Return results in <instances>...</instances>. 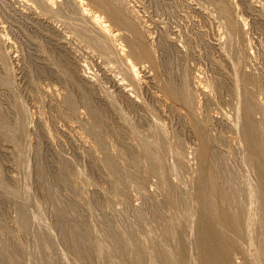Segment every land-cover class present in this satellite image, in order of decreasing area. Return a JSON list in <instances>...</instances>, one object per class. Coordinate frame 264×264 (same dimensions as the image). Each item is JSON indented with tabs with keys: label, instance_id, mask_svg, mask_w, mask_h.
I'll return each mask as SVG.
<instances>
[{
	"label": "rangeland",
	"instance_id": "rangeland-1",
	"mask_svg": "<svg viewBox=\"0 0 264 264\" xmlns=\"http://www.w3.org/2000/svg\"><path fill=\"white\" fill-rule=\"evenodd\" d=\"M43 1L0 0V249L18 264L43 263L45 237L55 264H107L95 242L105 246L109 236L130 228L134 242L148 246L149 257L139 264H199L193 245L209 215L197 191L209 179L222 188L247 187L243 240L234 239L218 264H264V198L252 191L263 181L240 124L249 94L264 139V0H114L111 6L134 19L149 61L125 56V42L111 39L121 60H109L93 42L98 32L70 0ZM219 1L232 8L233 33L224 29ZM84 4L111 21L104 7ZM132 67L136 83L124 74ZM168 84L193 93L191 109L164 95ZM154 126L165 131L160 144L173 148L160 146L168 153L163 182L139 154L144 140L156 139ZM8 137L13 144L18 138L15 146ZM176 149L178 163L170 156ZM107 158L120 165L118 183ZM134 163L138 179L130 175ZM68 236L84 250L81 243L78 252L72 249Z\"/></svg>",
	"mask_w": 264,
	"mask_h": 264
},
{
	"label": "bare ground",
	"instance_id": "bare-ground-1",
	"mask_svg": "<svg viewBox=\"0 0 264 264\" xmlns=\"http://www.w3.org/2000/svg\"><path fill=\"white\" fill-rule=\"evenodd\" d=\"M41 1H43V0H41ZM46 1V3L48 4V2H47V0H45ZM45 1H43V2H45ZM49 1H51L52 2V4L53 5H57V2H58V0H49ZM84 1H86V0H70V5L71 4H73V6H75L78 10H77V14H79V16H80V18L82 19V22H88V24L91 26V28H93L95 31H97L98 32V35H99V39L98 40H93V42H95V44L99 47V48H101V49H104V52L107 54L105 57H108V59L110 60V56L112 55V56H114V57H117L119 60H121V58L117 55V53L115 54V52L113 51H111L112 50V48L110 47V42H109V40L111 39L112 41H116V40H121V41H124L125 42V44L127 45L126 46V48H128V50L129 51H127V52H125V51H123V49H122V53H125L126 55L125 56H127V54H128V56H130V57H132V58H136V59H142V60H145V59H147L148 61H149V57L150 56H152L150 53V48H149V50H148V48L146 47V45H144V41L142 40V37H143V35L142 34H140V32H139V28H137L136 27V25L134 24L135 22L133 21L134 19H130L129 17H127L128 15H125L123 12H122V10L117 6V7H113V6H111V2H114V0H88V2H90V6H94V4L96 5V6H98V7H104L105 9H106V13H107V15L109 16V18H110V20L111 21H107V20H105L104 19V17H99V15H96V14H92L91 13V7L90 8H88V9H83V6L85 5L84 4ZM263 2V1H262ZM87 3V2H86ZM218 3V2H217ZM259 3V2H258ZM219 4H220V1H219ZM218 4V5H219ZM262 4V3H261ZM264 4V3H263ZM52 5V6H53ZM58 6V5H57ZM61 6V5H60ZM69 5L67 4V7H68ZM229 6V5H228ZM263 6V5H262ZM62 7V6H61ZM85 7V6H84ZM231 7V6H230ZM258 7V6H257ZM68 9V8H67ZM71 9V8H70ZM231 10H232V8H231ZM231 10H230V8L228 9L226 6H224V5H219V12L221 11V18L224 20V24H226V27L224 26V29L226 28L227 29V31H229V33L228 34H230V32H232L233 33V30H234V27H235V25L232 23V12H231ZM129 13V12H128ZM129 15H130V13H129ZM135 20H137V18L135 19ZM79 22V21H78ZM137 22H138V20H137ZM238 22V21H237ZM79 23H81V22H79ZM75 24V23H74ZM81 25V24H80ZM115 26V27H118V28H120V30H116V31H113V26ZM137 25H138V23H137ZM236 25H238V24H236ZM240 25H241V23H240ZM75 26V25H74ZM80 26L78 25V28H79ZM82 27V26H81ZM141 27V26H140ZM145 27V26H144ZM143 27V28H144ZM148 27V26H147ZM238 27H239V25H238ZM76 29V31L78 32V33H81V31H83L84 32V28H82V30L79 32L78 30H77V27H75ZM142 28V27H141ZM236 28H237V26H236ZM235 28V29H236ZM122 30H123V32L124 31H126V34L124 35H122L121 33H122ZM238 30H239V28H238ZM237 30V32H239ZM226 31V30H225ZM235 31V30H234ZM242 31V30H241ZM121 32V33H120ZM143 32H145V31H143ZM148 32V31H147ZM226 33V32H225ZM241 33V32H240ZM227 34V37H228V39H232L233 37H230L229 38V35ZM236 34V33H235ZM238 34V33H237ZM142 35V36H141ZM239 35V34H238ZM237 35V36H238ZM231 36V35H230ZM233 36H234V34H233ZM235 39H236V37H234ZM230 39V40H231ZM1 40V39H0ZM236 41V40H235ZM244 41V40H243ZM113 43V42H112ZM116 43V42H115ZM113 47H114V45H113ZM230 47V46H229ZM232 47V46H231ZM238 47V46H237ZM228 48V47H227ZM113 49H115V48H113ZM111 51V53H110V51ZM121 50V49H120ZM233 50V49H232ZM242 53V52H241ZM123 55V54H122ZM121 55V56H122ZM233 58V57H232ZM242 58V57H241ZM107 59V60H108ZM122 59H123V57H122ZM108 60V61H109ZM152 59H150V61H151ZM129 62V61H128ZM123 63V62H122ZM136 65V64H135ZM133 66V65H132ZM137 66V65H136ZM136 66H134V68L136 67ZM125 67H127V66H125ZM129 68V67H128ZM133 68V67H132ZM131 69V71L130 70H128V69H126V68H124L123 70H124V74H125V77L130 81V82H134V83H136V80H137V77H136V74H135V72H134V74H133V70H135V69ZM184 77V76H183ZM125 78V79H126ZM146 78V77H145ZM183 80H185V79H183ZM184 83V82H183ZM182 83V84H183ZM181 84V87L182 86H184V85H182ZM186 84V83H185ZM169 85V84H168ZM171 85V84H170ZM167 86V85H165V87L163 88V93H164V95H166V97H168V98H170V99H172V100H174L173 102L175 103V101H179V103L182 101V105H184V106H186V107H190V109H191V107H192V105L194 104V96L192 97V95H193V93H190L188 90V93L186 92V93H183V91L184 90H186V88L182 91V92H180V90L179 91H177L176 89L177 88H175V86H173V84H172V86ZM175 85V84H174ZM188 85V84H187ZM186 85V87L188 88V86ZM179 89V88H178ZM185 92V91H184ZM200 93V92H199ZM248 95V97H246L247 99V102H246V104H245V106H244V108H243V111H242V113L240 114L241 115V122H240V124H241V127H242V130H243V141H244V144H245V146H246V148H247V150H248V152L251 154V157H252V160H254V162H256L257 163V166H258V170L259 171H257V173L259 172V174H260V176H261V181H263V184L261 185V186H258V187H253V189H252V187L251 186H249V187H251V188H249V190L250 189H252V191H255V195H254V197L255 196H257V198L256 199H258V196H260V195H262L261 197H259V198H264V139L263 138H261V135H260V131H259V129L261 128H259V126H257L256 124H254V122H253V119H252V117H253V114H254V112L256 111V106L253 104V102H252V96L251 95H249V94H247ZM168 100V99H167ZM168 102H170V100L168 101ZM172 103V102H171ZM173 103V105H175ZM177 103V102H176ZM73 104V103H72ZM73 107V106H72ZM23 110V109H22ZM16 113H20V112H16ZM24 114V113H23ZM17 115V114H16ZM22 116V115H21ZM23 117V116H22ZM21 117V118H22ZM17 120V119H16ZM20 120V119H19ZM21 121V120H20ZM18 123V122H17ZM16 123V125H18ZM25 124V123H24ZM23 124V125H24ZM98 124H99V122H98ZM96 125V124H95ZM19 126V125H18ZM97 126V125H96ZM96 126H94V128L93 129H95V127ZM17 127V126H16ZM20 127V126H19ZM155 127V126H154ZM6 129V128H5ZM8 129V128H7ZM7 129L6 130H4V133L7 131ZM10 129V128H9ZM8 129V131H10L11 129H13V128H11L10 130ZM18 129V128H17ZM20 129H21V131H23L22 130V128L20 127ZM23 129H24V126H23ZM96 129H98L99 130V128H97L96 127ZM101 129V128H100ZM155 129V131H156V127L154 128ZM154 129H152V130H154ZM160 130V131H159ZM7 131V132H8ZM97 131V130H96ZM153 132L154 133V135H153V138L155 137L156 139H157V137H159V136H161L162 134H164V130L163 131H161V129L160 128H158L157 129V131L156 132ZM11 132V131H10ZM14 132H15V128H14ZM103 132V131H102ZM9 133V132H8ZM16 133V132H15ZM18 133V132H17ZM16 133V135H18ZM21 133V132H20ZM94 133L96 134V132L94 131ZM152 133V134H153ZM162 133V134H161ZM6 135H8V134H6ZM6 135H4V136H6ZM12 135H13V133H12ZM11 135V137H12V139H13V137L14 136H12ZM21 136V135H20ZM96 136V135H95ZM100 136H101V134H100ZM165 135H162L161 137L162 138H165L164 137ZM201 136V135H200ZM199 136V137H200ZM7 137V136H6ZM6 137H5V139H6ZM17 137V136H16ZM97 137V136H96ZM98 137H99V133H98ZM161 137H159L158 139L159 140H161L162 138ZM9 138V137H8ZM8 138H7V140H8ZM152 138V137H151ZM152 138V139H153ZM15 140H13L14 141V144L16 145V143H15V141H17L16 139H18V138H14ZM20 139H21V137H20ZM151 139V140H152ZM152 140V141H150V140H144V142H145V144H144V147L141 149V150H139V154H140V157H143V158H146L147 160L149 159L150 160V162H151V164H152V167L151 168H155V170L156 171H154V173H156V175L157 176H159V178L161 179V181L163 182V172H164V170H163V164L165 163L164 162V159H165V157H166V154H168L169 152L167 151V148L166 147H168L169 149L170 148H172V147H170V145L169 146H165V144H166V138H165V144L163 143V144H160V143H162L161 141L159 142V140L157 139V140ZM11 140V138H9V142H11L10 141ZM203 141V140H202ZM202 141H201V144H202ZM12 144H13V142H11ZM20 143V142H19ZM13 144V145H14ZM200 144V145H201ZM14 145V146H15ZM17 145H18V143H17ZM161 145H163V146H165V150L168 152V153H164L163 152V150L164 149H162L160 146ZM202 146V145H201ZM202 147H204V146H202ZM175 148V147H174ZM168 149V150H169ZM173 149V148H172ZM204 149V148H203ZM203 149H201V150H199V151H201L200 153H199V155H200V157H201V155H203V153L202 152H204V150ZM171 150V149H170ZM172 151V150H171ZM170 151V152H171ZM174 152H172V154H170V156L171 155H174V156H171V157H173L174 158V160L178 163L179 161H180V155H179V152H178V150L176 149V151L175 150H173ZM248 153V154H249ZM165 154V155H164ZM249 154V155H250ZM169 156V157H170ZM170 157V158H171ZM173 158H172V160H173ZM250 159V158H249ZM173 160V161H174ZM173 161H172V163H173ZM175 162V163H176ZM104 164H106V168H108V171H110L111 172V174L114 176V177H116L117 178V180H115L114 179V181H115V183H118V181H120L121 179H123V174L121 173V168H119L120 167V165H119V167L116 165V163H115V161L113 160V159H106V162L104 163ZM171 165V164H170ZM132 167H133V170H134V172L133 173H131L130 175H131V177L134 179V178H140L138 175H140V174H138V173H140V172H138V170L136 169L137 168V165H136V163H134L133 165H132ZM173 168H171L170 170H172ZM130 171V170H129ZM173 171H174V169H173ZM131 172V171H130ZM142 179H140V181H141ZM206 180V179H205ZM236 180V179H235ZM139 181V182H140ZM144 181V180H143ZM240 181H242V180H240ZM142 182V181H141ZM203 183L202 184H200V186H199V188H198V191H197V195H198V197L200 198V204H201V209H202V211L204 212V213H208V218H207V220H206V222H205V224L203 223V224H201L200 225V230H199V232L197 233V236H196V238H195V240H196V242H194V247H193V250H195L196 251V254H197V259H198V262H199V264H218L219 262H222V260H224V258H225V256H227L231 251H232V249H233V246H234V244H233V241H234V239L235 240H237L238 242H240V241H242L243 239H242V229L244 228V225L242 224V221H241V218H242V216H243V213H244V209L246 208L245 207V202L242 200V198L241 197H243V195H241L243 192L245 193V189L247 188L246 186H245V184H244V186L246 187H243V188H241L240 190H238L239 188H240V186L239 187H237V188H234V189H229L231 186H229V188H222V187H218L217 185H215V184H213L212 182H210V180L209 179H207L205 182L204 181H202ZM243 182V181H242ZM160 183V182H159ZM244 183V182H243ZM230 185V184H229ZM234 185V184H233ZM239 185V184H238ZM237 185V186H238ZM119 186V185H118ZM245 188V189H244ZM236 189V190H235ZM243 189V190H242ZM238 190V191H237ZM235 191V192H234ZM251 191V192H252ZM259 192V193H258ZM9 193V192H8ZM11 193V192H10ZM243 193V194H244ZM257 193L258 194H260V195H257ZM20 199V198H19ZM244 199V198H243ZM263 200V199H262ZM254 201H255V199H254ZM27 207V206H26ZM23 209V208H22ZM200 209V210H201ZM201 211V212H202ZM26 212H27V210H26ZM183 212H185L184 210H183ZM25 214V217L27 218V216H26V213H24ZM27 214H28V212H27ZM186 215H184L185 217L187 216V213H185ZM204 215V214H203ZM23 216V215H22ZM183 216V217H184ZM22 219H23V217H22ZM28 220H29V217L27 218ZM27 219H23L24 220V222L26 221L27 222ZM205 219V218H204ZM23 222V224L25 225V224H29V223H24ZM211 222H213V223H216L217 225H219L222 229L220 230H217L216 229V227L215 228H212V226H209V224L211 223ZM67 224V223H66ZM26 227L28 226V225H25ZM24 227V226H23ZM153 227V230H154V226H152ZM68 229V228H67ZM122 229V231H123V228H121ZM126 229V228H125ZM124 229V231L123 232H120L119 230L116 232L117 233V235H113V236H109L108 237V244L107 245H105V246H103L101 243H96L95 242V244H94V246H96V247H94L97 251H98V249L100 250V251H98L102 256H100V257H102V259L103 260H105V262L107 263V264H139V263H141L143 260H145L146 258H148L149 257V251H148V246L147 245H145V246H139V245H137V243H136V241L134 242V240L133 239H135V237L134 238H132V236L133 235H130V234H132V233H130V232H132L131 231V229L130 228H128V230L130 229V232H128V230L126 229L125 230ZM155 229H158V227L156 228L155 227ZM41 230V229H40ZM35 231H37V230H35ZM70 231H71V229H70ZM82 231V230H81ZM125 231H127V232H125ZM160 231V229L158 230V232ZM40 232H42V231H40ZM119 232V233H118ZM156 232V231H155ZM71 233V232H70ZM73 233V232H72ZM75 233V232H74ZM77 233H79V232H76L75 234H77ZM43 234V233H42ZM80 234V233H79ZM110 234V233H109ZM160 234V233H159ZM162 234L163 235H161V236H163V237H167L168 235H169V232H168V229L166 230V229H164V231H162ZM73 235V234H72ZM78 235V234H77ZM76 235V236H77ZM84 235V234H83ZM112 235V234H111ZM75 236V235H74ZM82 236V234H80V236L79 237H81ZM39 237V236H38ZM43 238H45V237H43ZM43 238H42V240H41V243H40V245H41V250H40V252L42 253V254H44L43 256L41 255V253H40V256H42V257H39V256H37L39 253L37 252V249L39 248L40 249V247H38V246H40L39 244H38V248L37 249H34V251L36 252V256L37 257H39V258H42L43 259V263L44 264H55V262H53L54 261V259L51 257V252L52 251H50L49 253H47V251L49 250H47L46 251V249H47V244L45 243V242H47V241H43ZM75 238V237H74ZM82 239H83V237H81ZM85 238H86V236H85ZM77 239V238H76ZM69 240H71L72 241V239H69V236H68V241ZM38 241H39V239H38ZM71 241H69V243L71 242ZM73 241H74V239H73ZM75 241H78L79 242V244H80V246L81 247H83V250H84V246H82V245H84L82 242H80L78 239L77 240H75ZM137 241H140V240H138L137 239ZM86 242V241H85ZM142 242V241H141ZM46 245H45V244ZM49 243V242H48ZM59 243V242H58ZM69 243H68V245H69ZM72 244H73V242H71ZM71 243H70V245H71ZM77 243V242H76ZM76 243H74L73 245V247H71L72 249L74 248V247H76V246H78V245H75ZM87 243H89V242H87ZM90 244V243H89ZM140 244V243H139ZM37 245V244H36ZM67 245V246H68ZM93 245V244H92ZM144 245V244H143ZM0 246H2V245H0ZM52 246H54V245H52ZM65 246V245H64ZM85 246H87V245H85ZM88 246H90L91 247V245H88ZM3 247V246H2ZM79 247V246H78ZM78 247H76V248H78ZM89 247V248H90ZM145 247V248H144ZM50 248V247H49ZM71 248H69V249H71ZM76 248H74V249H76ZM86 248V247H85ZM88 248V249H89ZM92 248H93V246H92ZM92 248H90V250H92ZM195 248V249H194ZM38 249V250H39ZM65 249V248H64ZM82 249V248H81ZM2 249H0V251H1ZM54 250V249H53ZM77 250H79V248L78 249H76V251ZM89 250V251H90ZM3 251V250H2ZM1 251V255H0V260H1V258L3 257V259L2 260H4V263L3 264H18L17 263V261L15 260V259H13L12 258V256L10 255V253H6V252H2ZM75 251V250H74ZM75 251V252H76ZM82 251V250H81ZM34 252V253H35ZM72 254H73V251H70ZM69 252V253H70ZM78 252V251H77ZM77 252H76V254H77ZM38 253V254H37ZM58 253V252H57ZM70 253V254H71ZM80 253V252H79ZM82 253V252H81ZM195 253V252H194ZM76 254L74 253L73 255H75L74 256V259H75V257H76ZM84 254V253H83ZM78 255V254H77ZM80 255V254H79ZM86 255V254H85ZM147 255H148V257H147ZM2 256V257H1ZM52 256L54 257V255L52 254ZM72 256V255H71ZM34 257V256H33ZM73 257V256H72ZM111 257H114L115 258V260L114 259H111ZM78 258L80 259V257H77V260H78ZM38 259V258H37ZM73 259V260H74ZM82 259H84V258H82ZM81 259V260H82ZM87 260L89 259L88 257L86 258ZM40 260V262L39 263H41V264H43L42 263V260L41 259H39ZM76 260V259H75ZM80 260V261H81ZM91 260V259H90ZM37 261V260H36ZM79 261V260H78ZM79 261V262H80ZM37 262V263H38ZM77 262V261H76ZM82 262H84L83 260H82ZM81 262V263H82ZM88 263H89V260L87 261ZM33 263H34V261H33ZM36 262H35V264H37ZM38 263V264H39ZM58 263V262H57ZM78 263V262H77ZM81 263H79V264H81ZM85 263V262H84ZM83 263V264H84ZM91 263V262H90ZM0 264H2V262L0 263ZM59 264V263H58ZM75 264V263H74ZM95 264V263H94Z\"/></svg>",
	"mask_w": 264,
	"mask_h": 264
}]
</instances>
